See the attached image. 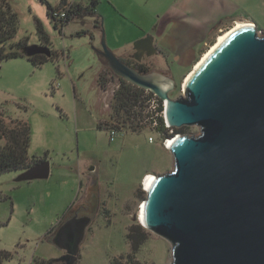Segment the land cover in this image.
<instances>
[{
  "label": "rangeland",
  "instance_id": "obj_1",
  "mask_svg": "<svg viewBox=\"0 0 264 264\" xmlns=\"http://www.w3.org/2000/svg\"><path fill=\"white\" fill-rule=\"evenodd\" d=\"M46 1L53 9L60 4ZM76 1L83 8L90 2ZM98 1L100 29L85 14L59 33L39 0H9L18 17L14 42L28 38L29 45L40 44L39 21L58 56L39 69L26 59L0 64V107L29 124V156L46 158L50 165L46 179L0 176V250L12 254L3 264H48L60 258L63 252L50 243L51 236L67 212L84 204L94 217L75 264H168L169 244L145 229L138 214L146 199L143 179L172 172L174 160L148 127L121 128L126 123L113 109L118 81L97 54L102 37L116 56L117 49L128 51L146 36L159 47H170L143 67L172 80L169 97L178 99L187 76L220 35L237 23H252L264 36V0ZM175 11L185 19H174ZM78 32L86 34L78 37ZM100 76L107 79L104 89L98 86ZM109 128L118 130L112 141ZM184 131L174 136L200 135L197 127ZM97 187L99 205L93 194Z\"/></svg>",
  "mask_w": 264,
  "mask_h": 264
},
{
  "label": "water",
  "instance_id": "obj_2",
  "mask_svg": "<svg viewBox=\"0 0 264 264\" xmlns=\"http://www.w3.org/2000/svg\"><path fill=\"white\" fill-rule=\"evenodd\" d=\"M255 24L231 31L194 69L184 96L171 99L174 82L139 73L106 45L97 54L117 79L165 102L171 128L197 127L200 135L172 137L168 151L174 170L155 176L143 201L145 229L170 246L168 264H264V36ZM134 50L155 55L153 38ZM52 57L51 49L29 45L26 58ZM140 60V58L138 59ZM93 170V168L91 169ZM44 161L18 180L49 176ZM136 218V217H135ZM88 216H73L53 233L50 243L64 254L48 264H75Z\"/></svg>",
  "mask_w": 264,
  "mask_h": 264
},
{
  "label": "trees",
  "instance_id": "obj_3",
  "mask_svg": "<svg viewBox=\"0 0 264 264\" xmlns=\"http://www.w3.org/2000/svg\"><path fill=\"white\" fill-rule=\"evenodd\" d=\"M46 6L47 15L51 18L54 24V28L59 33L62 32L63 27L71 20L81 17L83 15H89L94 18L95 28L100 27V18L96 13V7L99 4L98 0H90L89 6L86 8L80 5H73L72 10L66 14V17L57 20L53 13L59 12L67 4L66 0H60L58 8L53 9L46 0H39ZM37 34L39 36V42L41 45L50 47V41L47 34L44 32L42 25L39 21L36 22ZM18 31V17L12 9L9 0H0V64L14 59H26L35 69L41 68L44 64L54 58H57L58 54L51 50L52 57L47 58L42 55L26 58L24 56L25 49L29 46V39L23 38L18 42H14V39ZM85 32H78L76 36L82 37ZM139 73H147L145 67H132ZM58 73V70H57ZM107 74L118 81V88L113 93L114 105L113 109L115 115L122 120L121 128L134 129L138 127V122H144L145 108L144 98L146 96L145 91L136 88L123 80L117 79L112 73L107 70ZM107 83V79L104 76H100L98 79V86L104 89ZM20 106V104H15ZM18 110L25 111V107L18 108ZM159 112H162V107ZM148 117V116H147ZM121 120L116 123L120 124ZM146 122V121H145ZM157 127L155 132L160 139H171L174 134H184L183 129H167L165 127L163 117L157 118ZM118 124V125H119ZM144 126V125H141ZM98 129H104L98 125ZM106 130V129H105ZM31 144V129L29 124L23 119L12 117L4 109V106L0 107V176L8 173H23L37 165L46 161V158L40 159L37 157L29 156V148ZM12 258V254L3 250H0V264L9 261Z\"/></svg>",
  "mask_w": 264,
  "mask_h": 264
},
{
  "label": "built area",
  "instance_id": "obj_4",
  "mask_svg": "<svg viewBox=\"0 0 264 264\" xmlns=\"http://www.w3.org/2000/svg\"><path fill=\"white\" fill-rule=\"evenodd\" d=\"M73 5H74L73 3H67L63 7V9L59 10V12L53 13V16L57 20L65 18L66 14H68L72 10ZM145 93H146V96L144 98V108H145V114L148 117L147 116L145 117L146 122L145 121L141 122V125L148 127L152 134H156L158 136V134L155 132V129H156L157 124H158L157 118L162 116L164 119L165 127L167 129H172L171 127H169V125L165 121V116H164V114H165V102L160 100L157 96H155L151 92L145 91ZM161 107H162V112H159ZM141 125L139 124V126H141ZM136 128H137V125H136V127H134V129H136ZM117 131L118 130L115 128H109L110 141L113 140V137L115 136ZM161 140L163 141L164 146L168 149L170 139H161ZM148 141L150 143H152L153 138L150 137L148 139Z\"/></svg>",
  "mask_w": 264,
  "mask_h": 264
},
{
  "label": "flooded vegetation",
  "instance_id": "obj_5",
  "mask_svg": "<svg viewBox=\"0 0 264 264\" xmlns=\"http://www.w3.org/2000/svg\"><path fill=\"white\" fill-rule=\"evenodd\" d=\"M100 29V28H99ZM154 47H155V55L151 56V57H148L145 53L144 55H142L141 53L137 52L136 50H134V48H132V51L131 53H129L128 55H125V56H120L118 57L122 62L126 63L127 65H129L130 67H143L144 64H146V62L150 59H152L153 57H157L159 55H161L162 53H164V49L162 47H159L157 45V43H153ZM100 57V56H99ZM101 58V57H100ZM99 58V59H100ZM140 58V60H138ZM103 60V58H101ZM95 184V183H94ZM96 193H93L94 195H97V205H99V194H100V189L99 187L96 188L95 190ZM96 205V207H97ZM92 209V213L95 211V207L93 208V206L91 207ZM89 208H88V205L87 204H84L82 206H78L77 208L76 207H73L69 212L66 213V215L61 219V221L58 223L57 225V228L56 230L65 222V220H67L68 218L70 217H73V216H79V217H85V216H88L89 218H93L94 215L90 214V213H86V211H88ZM80 211L82 213H80ZM79 213L82 215L80 216ZM50 234V233H48ZM53 235V234H52ZM64 254V253H63ZM63 256V255H61ZM55 262V260L53 261ZM60 264V263H58Z\"/></svg>",
  "mask_w": 264,
  "mask_h": 264
},
{
  "label": "bare ground",
  "instance_id": "obj_6",
  "mask_svg": "<svg viewBox=\"0 0 264 264\" xmlns=\"http://www.w3.org/2000/svg\"><path fill=\"white\" fill-rule=\"evenodd\" d=\"M247 23H237L230 31L220 35L217 38V42L210 47L209 51H207L204 56L201 58V60L195 65L194 69H196L199 64L216 48V46L233 30H235L236 28L240 27V26H244ZM194 71V70H193ZM193 71L191 73H189V75L187 76L186 80L191 76V74L193 73ZM185 80V82H186ZM171 143V140H169V144ZM153 179H155V177L153 175H146V177L143 179L142 182V186L144 188V190L146 191L147 188L149 187V185L151 184V182L153 181ZM142 209H143V205L140 208L139 214H138V221L141 223L143 222V213H142ZM143 226V225H142Z\"/></svg>",
  "mask_w": 264,
  "mask_h": 264
},
{
  "label": "crops",
  "instance_id": "obj_7",
  "mask_svg": "<svg viewBox=\"0 0 264 264\" xmlns=\"http://www.w3.org/2000/svg\"><path fill=\"white\" fill-rule=\"evenodd\" d=\"M67 1V3H73L74 5L75 4H77V5H80L81 7H83L82 5H83V3L82 2H78V1H76V0H73V1H70V0H66ZM176 5V4H175ZM178 5V4H177ZM176 5V6H177ZM180 5H182V4H180ZM179 5V6H180ZM171 7H173L172 5H171ZM171 13V12H170ZM169 13V14H170ZM166 15H168V14H165V16ZM174 19H176V20H178V21H182L183 19H185V17H183V16H180V14L178 15L177 13H176V11H175V17H174ZM98 32V31H97ZM160 47H161V45H160ZM163 47V49H170V47H168V48H166V47H164V46H162ZM131 51H132V48L130 49V50H128V51H124V52H121V51H119L118 49L115 51V53L117 54V56L118 57H120V56H125V55H128L129 53H131Z\"/></svg>",
  "mask_w": 264,
  "mask_h": 264
}]
</instances>
